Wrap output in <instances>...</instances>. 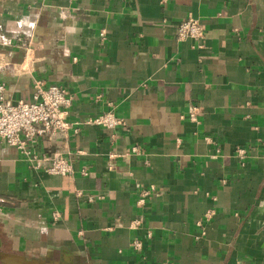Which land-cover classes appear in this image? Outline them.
<instances>
[{"label":"crops","instance_id":"1","mask_svg":"<svg viewBox=\"0 0 264 264\" xmlns=\"http://www.w3.org/2000/svg\"><path fill=\"white\" fill-rule=\"evenodd\" d=\"M188 17L203 37H178ZM0 52L6 97L57 84L75 125L0 137L19 264H264V0H0Z\"/></svg>","mask_w":264,"mask_h":264},{"label":"built area","instance_id":"2","mask_svg":"<svg viewBox=\"0 0 264 264\" xmlns=\"http://www.w3.org/2000/svg\"><path fill=\"white\" fill-rule=\"evenodd\" d=\"M177 34L180 39H199L204 35V26L200 19L188 17L178 23ZM7 63L6 55L0 52V67ZM71 103L72 96L57 84L44 86L42 81H38L32 100H13L6 97L5 85L0 82V137L22 151H27L29 144L37 143L42 137L67 134L75 126L68 117ZM87 122L114 128L123 123V118L108 111L88 119ZM75 128L78 130V127ZM51 160L49 172L68 174L73 171L69 159L60 152L55 153ZM148 193L144 191V196Z\"/></svg>","mask_w":264,"mask_h":264},{"label":"water","instance_id":"3","mask_svg":"<svg viewBox=\"0 0 264 264\" xmlns=\"http://www.w3.org/2000/svg\"><path fill=\"white\" fill-rule=\"evenodd\" d=\"M0 261L4 264H19L18 257L11 252L0 249Z\"/></svg>","mask_w":264,"mask_h":264},{"label":"rangeland","instance_id":"4","mask_svg":"<svg viewBox=\"0 0 264 264\" xmlns=\"http://www.w3.org/2000/svg\"><path fill=\"white\" fill-rule=\"evenodd\" d=\"M1 235H2V231L0 230V237H1ZM7 246H8V244H6L5 247H7ZM0 249H1V250H4V249H2V248H0ZM0 264H4V263L0 261Z\"/></svg>","mask_w":264,"mask_h":264}]
</instances>
